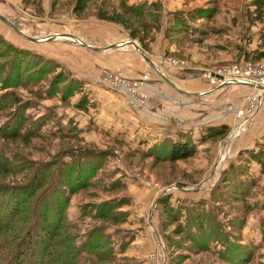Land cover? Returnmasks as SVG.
<instances>
[{"label":"rangeland","instance_id":"374dc122","mask_svg":"<svg viewBox=\"0 0 264 264\" xmlns=\"http://www.w3.org/2000/svg\"><path fill=\"white\" fill-rule=\"evenodd\" d=\"M254 1L0 0V215L25 227L18 240L53 232L41 264L69 251L74 264H264V167L242 161L264 144V103L231 138L259 91L218 86L264 72ZM69 34L128 46L99 60ZM143 55L161 71L133 79L109 63L149 65ZM188 71L204 77L174 89L161 75ZM175 143L196 152L172 162Z\"/></svg>","mask_w":264,"mask_h":264},{"label":"trees","instance_id":"16d2710c","mask_svg":"<svg viewBox=\"0 0 264 264\" xmlns=\"http://www.w3.org/2000/svg\"><path fill=\"white\" fill-rule=\"evenodd\" d=\"M255 4L257 5V8H263L264 7V0H255ZM82 8H85V6H81ZM130 13L135 14L136 16L143 15L140 9H130ZM110 20H114L116 22L123 23L122 21H118L117 19L110 18ZM134 39L138 38L137 35L133 34ZM261 59H264V54L261 55ZM59 66L57 63H53L51 68L49 69L50 72H56V75H58L59 78H62L61 80H68V76H64L63 73H57ZM70 82H73L72 80ZM21 83V82H20ZM79 83L77 82V85ZM212 129V128H211ZM210 129V130H211ZM224 127L220 129H214L213 132H210V135H224L228 132H224ZM19 131H14L12 134L17 135ZM196 152V149L189 145L188 143H175L172 147V150L167 155L168 160L172 162H177L180 160H185L193 156ZM245 157L242 159L244 162H246V165L249 166L250 164H257L261 167H264V144L257 145L256 148L247 149L244 151ZM242 158V154H241ZM233 166V165H232ZM25 198V197H24ZM53 204L51 203V210H53ZM48 211H50L47 208ZM26 214L31 216H36L39 214V211H36V209L27 208L25 209ZM12 218V222L14 217L18 214V211L16 214H12L11 212H8ZM99 216H106L105 214L109 213L105 211L100 210ZM11 220V219H10ZM18 221V220H16ZM14 221V222H16ZM20 221V219H19ZM12 232L10 235H5L4 239L0 242V264H41L43 257V262L45 260V255H47L46 251L51 248L54 243H52V235L53 232L51 231H42V235H28L22 237L20 240V236L22 235V232L25 230L24 226L17 225L13 226V228H10L9 222H7L4 217H1L0 215V236L1 233L3 234V231ZM8 231V232H9ZM19 233L18 235H16ZM3 236V235H2ZM16 236H18L16 238ZM40 236V237H39ZM28 239V240H27ZM18 240V241H17ZM17 241V242H16ZM27 241V242H26ZM72 249V248H71ZM85 249L87 250L88 254H92L91 251L94 249L93 244H88L85 246ZM44 250V253L43 251ZM51 255V254H50ZM70 251L62 253L61 259H55L58 264H74V262H68L67 257H69ZM99 260H102L100 257ZM78 261V259L76 260Z\"/></svg>","mask_w":264,"mask_h":264},{"label":"crops","instance_id":"0c3cea01","mask_svg":"<svg viewBox=\"0 0 264 264\" xmlns=\"http://www.w3.org/2000/svg\"><path fill=\"white\" fill-rule=\"evenodd\" d=\"M76 36V35H75ZM76 37H78V38H80L84 43H87L88 45H90V46H93V47H95V48H98V50H94V49H92L91 50V48H90V50H91V52H94L95 54V58L96 59H99V60H103L102 58H101V55L102 54H105L106 56H113L112 54H117V53H119V52H122V51H124V49H120V47H115V48H110V49H108V47H111L112 45H116V44H118L119 42H114V44L112 43V44H109V45H104V44H101V43H94V42H90V41H88V39H86V38H83L82 36H76ZM126 46H128V44H125ZM124 47V46H123ZM122 47V48H123ZM87 50H89V49H87ZM118 57L120 56V54H118L117 55ZM120 64H116V62H114V61H112V60H109V63L111 64V66H113L114 68H118V70L121 72V73H123V74H125V75H127V77H131V78H135V79H137V78H139L143 73H147V71H149V68H153L154 69V67H152L150 64L148 65V63H146V65L144 64V63H142L141 61H139V60H134V61H131L130 62V64H131V66L132 67H128V65H127V63H128V61H123L122 59H120ZM107 64H109L108 62H106ZM159 68V67H158ZM161 68V67H160ZM159 68V69H160ZM187 73V76H183V78H179V77H177V75H179V73H174V72H171V75L170 76H168V79H170V81L177 87V88H179V87H181L180 86V84L178 83V81L179 80H184V81H190V82H197V80L199 79V77H204V74H197V71H194V72H190V71H188V72H186ZM167 83V82H166ZM165 82L163 83L164 85V87L165 86H167V85H165L166 84ZM168 85H170L171 86V84H169V83H167ZM241 86V85H240ZM242 86H244V85H242ZM172 87V86H171ZM171 87H168L167 86V88H171ZM244 87H248V86H244ZM174 88V87H173ZM175 89V88H174ZM150 91H151V89H150ZM164 91H166L165 89H164ZM186 92H189V93H191V91H189V90H185ZM215 90H213L211 93L210 92H205L204 90H198V91H192V94L193 95H191L190 97H193V98H198L199 96H202V95H206V97L208 96V97H213V96H215V92H214ZM217 91H219V90H217ZM204 93V94H203ZM195 94V95H194ZM165 96H168V95H165ZM113 98H114V101H116L117 100V98L118 97H116L115 95L113 96ZM166 98H168V99H171V98H169V97H166ZM173 98H175L174 96H173ZM163 100V99H162ZM174 100V99H173ZM164 101V100H163ZM119 102H123V100L121 99ZM154 104V103H153ZM121 105V104H120ZM115 106H117V104L116 105H114V106H112L113 107V109H115ZM121 106H123V105H121ZM177 106H180V104L178 105L177 104ZM257 116V115H256ZM132 117H134L133 115H132ZM199 127H200V125H198Z\"/></svg>","mask_w":264,"mask_h":264},{"label":"built area","instance_id":"2783aa9c","mask_svg":"<svg viewBox=\"0 0 264 264\" xmlns=\"http://www.w3.org/2000/svg\"><path fill=\"white\" fill-rule=\"evenodd\" d=\"M218 76L220 79H222L220 80V83L218 84V86L240 84V85H244L248 87H253L259 91L255 98V101H254L255 103L253 107H251V109L249 110L248 109L245 110L247 114L242 118V120L239 122V124L236 126V128L234 129L232 133L231 137H237L240 134V132L244 129V127L253 121L254 117L256 116L259 109L262 107L264 103V90L260 91L258 88V87H262V88L264 87V72L253 73L251 71H247V72L237 71L236 73L232 75L220 74ZM251 85H254L255 87ZM242 114L243 113H241L240 116H242ZM237 129L239 130V133H237Z\"/></svg>","mask_w":264,"mask_h":264},{"label":"water","instance_id":"95a60500","mask_svg":"<svg viewBox=\"0 0 264 264\" xmlns=\"http://www.w3.org/2000/svg\"><path fill=\"white\" fill-rule=\"evenodd\" d=\"M0 18H2L4 21H6V22H8L9 24H11L7 19H6V17H4L3 15H0ZM21 34H23V35H25L24 34V32L22 31V30H20V29H18V28H16ZM26 36V35H25ZM65 36H67V37H70V38H72L73 40H79V41H82L80 38H78V37H76L75 35H72V34H69V35H65ZM56 37H60L59 35H52V36H50V37H47L46 39H37V38H31V37H28L27 36V38H29L30 40H32V41H34V42H44V41H47V40H52V39H55ZM131 43V42H130ZM82 44L84 45V46H86V47H88V48H91V49H94V50H98V48H95V47H93V46H90V45H88L87 43H84V42H82ZM126 43L125 42H121V43H118V44H116V45H112L111 47H108V49H110V48H115V47H120V46H124ZM132 44L134 45V46H136V47H138V45H136V43H133L132 42ZM144 56V58L150 63V65L152 66V67H154L155 69H156V71H160L157 67H156V65L150 60V58H148L147 56H145V55H143ZM163 78H164V80H166L169 84H171L173 87H175V88H177L171 81H170V79H168V77H166V76H164L163 75ZM251 86H254V85H251ZM220 87H222V86H220ZM220 87H216V88H214V89H212V90H216V89H218V88H220ZM255 87V86H254ZM259 89H262V90H264V88H262V87H258ZM178 89V88H177ZM180 90V89H179ZM181 92H183V93H189V92H186V91H183V90H180ZM195 95V94H194ZM232 138V137H231Z\"/></svg>","mask_w":264,"mask_h":264},{"label":"bare ground","instance_id":"6f19581e","mask_svg":"<svg viewBox=\"0 0 264 264\" xmlns=\"http://www.w3.org/2000/svg\"><path fill=\"white\" fill-rule=\"evenodd\" d=\"M80 44H82V41L77 40ZM161 75L163 76L164 74L161 72ZM165 76V75H164ZM167 82V81H166ZM168 83V82H167ZM264 88V87H263ZM260 90V89H259ZM260 91H263L262 89Z\"/></svg>","mask_w":264,"mask_h":264}]
</instances>
